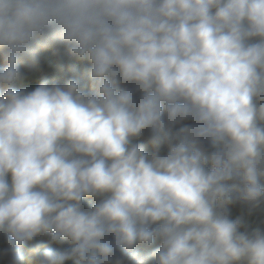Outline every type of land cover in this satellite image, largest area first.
<instances>
[{"label": "clouds", "instance_id": "1", "mask_svg": "<svg viewBox=\"0 0 264 264\" xmlns=\"http://www.w3.org/2000/svg\"><path fill=\"white\" fill-rule=\"evenodd\" d=\"M49 50L70 74L23 90ZM236 205L264 210V0H0L4 264H264Z\"/></svg>", "mask_w": 264, "mask_h": 264}, {"label": "trees", "instance_id": "2", "mask_svg": "<svg viewBox=\"0 0 264 264\" xmlns=\"http://www.w3.org/2000/svg\"><path fill=\"white\" fill-rule=\"evenodd\" d=\"M56 63H57V57L54 55L52 50H49L43 53L41 63L37 66L36 69L33 70V72H36V71L39 72V78L35 81L25 82L20 87L25 91H31L35 87H38L39 83L43 79H48L50 81L53 79H56L58 82H62L63 78L70 74L71 70L66 68L64 73L57 75ZM49 67L54 68L55 70L45 75L42 74ZM73 67L76 69H80L82 66L79 63H75ZM95 202L96 201H92V203H95ZM230 213H231L232 219H236L238 217L243 216L245 220V224L249 228V230L255 229L257 227L264 230V210L258 211L254 213L252 216H247L246 211L242 209L241 206L236 205L230 209ZM0 248H2V244H0ZM0 264H4L3 260H0ZM69 264H71V262H69Z\"/></svg>", "mask_w": 264, "mask_h": 264}, {"label": "rangeland", "instance_id": "3", "mask_svg": "<svg viewBox=\"0 0 264 264\" xmlns=\"http://www.w3.org/2000/svg\"><path fill=\"white\" fill-rule=\"evenodd\" d=\"M55 69L54 68H48L44 73H42V74H48V73H50V72H53ZM39 78V72H33L32 73V75H31V77H30V79L28 80V81H26V82H30V81H35V80H37ZM243 230V229H242Z\"/></svg>", "mask_w": 264, "mask_h": 264}]
</instances>
